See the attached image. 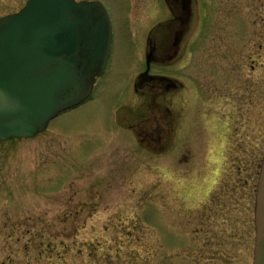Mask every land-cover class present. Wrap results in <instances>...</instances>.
Instances as JSON below:
<instances>
[{"label":"rangeland","instance_id":"374dc122","mask_svg":"<svg viewBox=\"0 0 264 264\" xmlns=\"http://www.w3.org/2000/svg\"><path fill=\"white\" fill-rule=\"evenodd\" d=\"M26 1L0 0V16ZM100 1L113 35L91 97L33 138L0 142V264H101L109 253L110 264H251L264 0L192 2L178 58L152 71L182 85L162 101L177 125L161 150L115 115L139 104L146 36L171 15L162 0Z\"/></svg>","mask_w":264,"mask_h":264},{"label":"water","instance_id":"95a60500","mask_svg":"<svg viewBox=\"0 0 264 264\" xmlns=\"http://www.w3.org/2000/svg\"><path fill=\"white\" fill-rule=\"evenodd\" d=\"M190 4L187 0L182 28L174 30L173 58L186 33ZM111 40L110 19L99 2L28 0L20 11L0 17V142L33 138L84 103L104 71ZM254 230L252 264H264V154Z\"/></svg>","mask_w":264,"mask_h":264},{"label":"flooded vegetation","instance_id":"af4514ba","mask_svg":"<svg viewBox=\"0 0 264 264\" xmlns=\"http://www.w3.org/2000/svg\"><path fill=\"white\" fill-rule=\"evenodd\" d=\"M162 1L166 2L169 13L177 18V29L182 28L187 13V0ZM100 2L109 13L110 10H108L106 4L103 1ZM174 30L175 27H171L169 36L164 37V39L158 37L159 35L156 30H152L147 34L145 40V70L143 72L147 71L148 73L143 74V72H141L137 75L134 82V92L136 93L137 98L140 99L139 104L132 110V113L136 112V115H133L131 112L128 113L129 111L126 109L117 111L115 115V120L118 121L119 124L126 123L128 128L132 130L137 142L150 150L163 149L169 145L175 137L177 121L173 106H168L162 101L169 93L181 90L182 85L177 83L175 79L152 73L154 67L158 68L172 63V60L174 59L173 53L175 51V45L172 40ZM150 50L152 52L148 65L149 69H147L146 57ZM138 111H141V114H139ZM130 115L131 122L128 120ZM253 240L254 237L252 238V247Z\"/></svg>","mask_w":264,"mask_h":264},{"label":"trees","instance_id":"16d2710c","mask_svg":"<svg viewBox=\"0 0 264 264\" xmlns=\"http://www.w3.org/2000/svg\"><path fill=\"white\" fill-rule=\"evenodd\" d=\"M91 255H92V254H89V255H88V259H89V260H90V258H91ZM110 255H111L110 253H109L108 255H106V254H105V255H101V256H100V260L102 261V259L104 258V261H103L104 263L101 262V264H107V263L110 264V263H111ZM96 259H97V257L92 256V259H91L90 261H92V260H96ZM89 260H88V261H89Z\"/></svg>","mask_w":264,"mask_h":264}]
</instances>
